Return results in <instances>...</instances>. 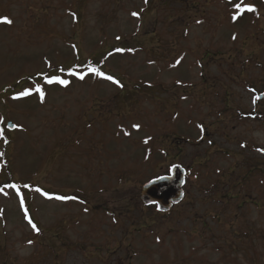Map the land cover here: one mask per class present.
I'll return each instance as SVG.
<instances>
[{
  "label": "rangeland",
  "instance_id": "rangeland-1",
  "mask_svg": "<svg viewBox=\"0 0 264 264\" xmlns=\"http://www.w3.org/2000/svg\"><path fill=\"white\" fill-rule=\"evenodd\" d=\"M240 2L0 0V264H264V0ZM175 165L183 200L144 206Z\"/></svg>",
  "mask_w": 264,
  "mask_h": 264
},
{
  "label": "water",
  "instance_id": "water-1",
  "mask_svg": "<svg viewBox=\"0 0 264 264\" xmlns=\"http://www.w3.org/2000/svg\"><path fill=\"white\" fill-rule=\"evenodd\" d=\"M263 98L264 95H260L258 100ZM7 128L13 130L14 126L9 123ZM165 176H169L170 179L147 183L143 186L140 194V200L144 206H156L160 213H167L174 205L183 200L187 172L181 166L175 165Z\"/></svg>",
  "mask_w": 264,
  "mask_h": 264
},
{
  "label": "snow or ice",
  "instance_id": "snow-or-ice-1",
  "mask_svg": "<svg viewBox=\"0 0 264 264\" xmlns=\"http://www.w3.org/2000/svg\"><path fill=\"white\" fill-rule=\"evenodd\" d=\"M243 4V0H241L240 3H237L235 4V7L238 9V10H243L241 8V5ZM245 8H247L248 11H253L254 9L250 6V5H244ZM133 15H138L137 13H133ZM0 23H7V24H11L12 21L10 19H8L7 17H0ZM119 39V37H118ZM91 71L93 73H95L96 75L98 76H104L105 79L107 80H110V81H113L114 83H119L118 81L114 80V78L111 76V75H107L105 76L104 73L100 72L98 69L96 68H92ZM80 79H83V76L80 77ZM49 84L51 83H54V82H58L60 84H63V85H67L68 84V81L66 80H62V79H58L57 77H52L50 79H48L47 81ZM38 91L41 92V98H43V92L41 90L38 89ZM28 93H23V95H27ZM134 127H139L138 125H134ZM145 143H147V141H145ZM170 179L169 176H165V175H157L155 177V180H150L149 183H157V182H161V181H166ZM25 187H27V185H25ZM36 191H41L40 189H36ZM44 195H48L47 193H43ZM55 199H58V200H68V199H71L72 197H68V196H56L54 197ZM22 204H23V201H22ZM30 223H32L31 221H29ZM32 227L35 229L36 228V225L33 223L32 224ZM31 243V242H30Z\"/></svg>",
  "mask_w": 264,
  "mask_h": 264
},
{
  "label": "flooded vegetation",
  "instance_id": "flooded-vegetation-1",
  "mask_svg": "<svg viewBox=\"0 0 264 264\" xmlns=\"http://www.w3.org/2000/svg\"><path fill=\"white\" fill-rule=\"evenodd\" d=\"M179 144H181V143H179ZM187 172V171H186ZM187 174H188V176L190 175V172H187ZM188 176H187V178H188ZM187 178H186V180H187ZM186 185V184H185ZM185 188V187H184ZM184 197H185V193H184Z\"/></svg>",
  "mask_w": 264,
  "mask_h": 264
},
{
  "label": "trees",
  "instance_id": "trees-1",
  "mask_svg": "<svg viewBox=\"0 0 264 264\" xmlns=\"http://www.w3.org/2000/svg\"><path fill=\"white\" fill-rule=\"evenodd\" d=\"M98 69V68H97ZM40 78H43V76H39Z\"/></svg>",
  "mask_w": 264,
  "mask_h": 264
}]
</instances>
